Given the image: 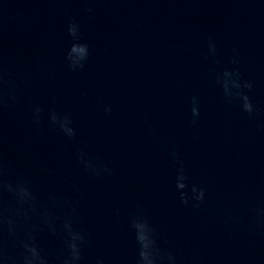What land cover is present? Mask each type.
<instances>
[{"label": "water", "instance_id": "95a60500", "mask_svg": "<svg viewBox=\"0 0 264 264\" xmlns=\"http://www.w3.org/2000/svg\"><path fill=\"white\" fill-rule=\"evenodd\" d=\"M87 7L95 9L91 19ZM72 17L91 49L85 69L75 74L64 61ZM209 37L217 44L215 59ZM0 47L22 81L37 66L54 77L37 79L25 104L35 99L47 108L54 91L55 106L73 113L81 146L116 169L114 178L91 182L73 161V145L47 124L33 130L24 104L5 117V153L15 171L51 167L55 176L37 175L39 185L67 177L87 192L96 251L110 260L131 259L126 220L139 202L164 239L202 264H264V236L230 231L220 215L179 203L168 155L177 145L213 210L217 201L238 206L264 198V0H0ZM234 56L255 85L253 118L236 102L226 103L215 82ZM193 95L200 99L198 142L192 140ZM105 104L112 106L110 117Z\"/></svg>", "mask_w": 264, "mask_h": 264}, {"label": "clouds", "instance_id": "9594fccd", "mask_svg": "<svg viewBox=\"0 0 264 264\" xmlns=\"http://www.w3.org/2000/svg\"><path fill=\"white\" fill-rule=\"evenodd\" d=\"M82 2L90 4L92 0ZM85 11L91 19L95 9L87 7ZM67 33L71 43L64 61L67 69L75 74L85 69L91 49L84 42L80 23L75 17L70 18ZM207 47L215 59L218 48L213 37L208 38ZM230 64L231 67L216 72L215 82L226 103L236 102L243 113L253 118L259 111L250 95L254 82L243 77L238 68V56H234ZM45 78L51 80L54 77L37 66L22 81L18 72L5 61L0 47V264H202V258L186 255L164 239L148 209L139 202L127 214L126 220L134 243V255L131 259L110 260L96 251L97 240L89 220L91 212L85 207L87 192L79 183L60 177L59 182L42 187L35 177H54L51 167L36 165L35 172L13 169L5 153V117L24 104L33 130L42 132L47 124L73 145V161L89 181L101 183L117 174L110 161L81 146L73 113L55 106L57 96L54 91L51 93V106L47 108L35 99H29L25 104L26 94L32 92L36 80ZM103 111L110 117L112 106L105 104ZM190 114L194 128L192 140L198 142L201 109L196 95L190 98ZM144 118L150 120L151 115L146 112ZM147 134L154 137L151 128ZM168 155L174 164V189L181 205L220 215L230 231L242 230L252 238L264 236V198L249 197L238 206L217 201L213 210L207 207L206 186L193 182L177 145L169 147ZM20 158H24L23 154ZM112 215L119 222L121 209L115 207ZM94 251L95 255L92 254Z\"/></svg>", "mask_w": 264, "mask_h": 264}]
</instances>
